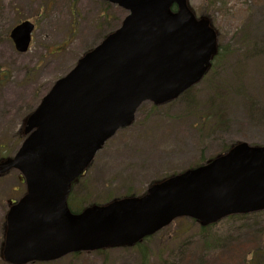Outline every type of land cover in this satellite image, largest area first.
<instances>
[{
	"label": "rangeland",
	"instance_id": "1",
	"mask_svg": "<svg viewBox=\"0 0 264 264\" xmlns=\"http://www.w3.org/2000/svg\"><path fill=\"white\" fill-rule=\"evenodd\" d=\"M219 33L215 68L178 99L144 102L134 123L97 153L73 187L80 205L142 196L150 184L223 154L239 142L264 146V0H188ZM128 12L104 0H0V160L13 157L28 135L23 126L53 84ZM36 26L29 51L10 37L21 21ZM218 86V87H216ZM241 88H240V87ZM223 117L219 119L218 108ZM214 112L213 115H210ZM27 187L12 169L0 175V264L10 203ZM105 204V203H103ZM176 219L143 247L69 254L30 264H264V211L225 218L207 233L191 218Z\"/></svg>",
	"mask_w": 264,
	"mask_h": 264
},
{
	"label": "water",
	"instance_id": "2",
	"mask_svg": "<svg viewBox=\"0 0 264 264\" xmlns=\"http://www.w3.org/2000/svg\"><path fill=\"white\" fill-rule=\"evenodd\" d=\"M107 1L129 12L122 25L56 81L28 117L31 134L16 156L0 163L1 174L21 170L28 188L7 216L3 255L12 264L133 246L181 216L207 226L264 209V146L242 142L141 197L70 211L72 182L105 142L132 124L144 101H170L199 82L217 53L210 20L198 19L187 0ZM33 30L29 21L12 30L19 52Z\"/></svg>",
	"mask_w": 264,
	"mask_h": 264
},
{
	"label": "trees",
	"instance_id": "3",
	"mask_svg": "<svg viewBox=\"0 0 264 264\" xmlns=\"http://www.w3.org/2000/svg\"><path fill=\"white\" fill-rule=\"evenodd\" d=\"M219 1H222V0H210V2L211 3H218ZM207 18H210L209 16H206ZM221 54V52L219 51V54H218V56L214 59L215 60V63H216V61H217V59H218V57H219V55ZM216 87H218V86H216ZM240 87V86H239ZM241 88V87H240ZM219 107H220V104H218V106L217 107H214V108H212V111H215V109H217L218 108V114H217V116H219V119L221 120V118L223 117V114H224V111L223 112H221V111H219ZM214 114V112H212L210 115H213ZM229 148L226 146V149L225 150H223V151H227ZM204 161H202V162H200L199 163V161L195 164V165H199V164H201V163H203ZM159 180H156V181H154V182H158ZM79 182V180L77 181V182H75V184L74 185H76L77 183ZM69 206H70V209H71V211L72 212H74V213H77V212H80L84 207H83V205H80V198H76V196H73V188H72V191H71V193H70V196H69ZM107 202V201H106ZM106 202H102V203H106ZM237 217H243V214H237V215H232V216H230V218H237ZM180 220H185V219H180ZM194 222H197L196 220H193V223ZM198 223V222H197ZM199 224V223H198ZM216 224V223H215ZM215 224H212V225H209V226H205V227H203V226H201L200 224H199V228H200V233H202V234H204V233H207L209 230H210V228L211 227H213ZM148 240H149V238H147ZM147 239H145V241L147 240ZM134 247H136V248H140V247H143V245H142V242H140V243H138V244H136ZM141 251H142V253L144 254V264H149L147 261H145V260H147V258H148V256H149V254H148V252L146 251V250H144V249H141ZM247 261H248V264H250V258H247L246 259Z\"/></svg>",
	"mask_w": 264,
	"mask_h": 264
}]
</instances>
